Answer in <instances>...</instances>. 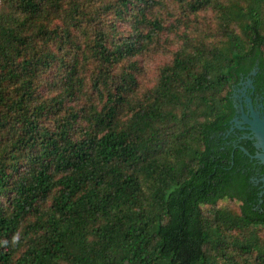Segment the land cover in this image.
Returning a JSON list of instances; mask_svg holds the SVG:
<instances>
[{
	"label": "trees",
	"instance_id": "obj_1",
	"mask_svg": "<svg viewBox=\"0 0 264 264\" xmlns=\"http://www.w3.org/2000/svg\"><path fill=\"white\" fill-rule=\"evenodd\" d=\"M166 1L0 0V264H264V164L231 129L240 82L264 114V0Z\"/></svg>",
	"mask_w": 264,
	"mask_h": 264
},
{
	"label": "rangeland",
	"instance_id": "obj_2",
	"mask_svg": "<svg viewBox=\"0 0 264 264\" xmlns=\"http://www.w3.org/2000/svg\"><path fill=\"white\" fill-rule=\"evenodd\" d=\"M165 4L168 11H173L174 9L176 11L178 10L177 5L171 0H167ZM161 14L165 17V10H162ZM199 20L197 28L198 30L204 31H199L197 34H189L188 37H196V39H199L201 36V38H203L208 35L204 33L209 32L217 25L215 14L212 11L206 12ZM181 30H183V28H181ZM237 33H239V31H237ZM157 38L158 40L155 41L148 50L137 55L135 58L140 68L138 72V81L141 91L146 90L155 84L160 66L170 61L172 53L180 44V39L177 37V34H171L166 31L159 34ZM214 209H228L233 213H237L238 203L230 200H222L217 202L213 207L205 206L204 213L209 214ZM259 234L264 237V229L260 230Z\"/></svg>",
	"mask_w": 264,
	"mask_h": 264
},
{
	"label": "flooded vegetation",
	"instance_id": "obj_3",
	"mask_svg": "<svg viewBox=\"0 0 264 264\" xmlns=\"http://www.w3.org/2000/svg\"><path fill=\"white\" fill-rule=\"evenodd\" d=\"M252 85L248 83V80L244 82H240L238 84V88L235 89V95L234 97L238 99V109H237V116L235 117L236 120L233 123V127H231L232 131L236 127L238 130H241L239 134L235 135L237 136L236 142L232 141L233 144L239 142L242 139L249 138V133L247 131V125L246 120H243V116H247L251 119V108L250 104L246 101V98H250L251 100V106L253 108V111L256 112L260 119H264V114L261 111L262 110V104L260 103L261 97H258V95H254L253 100L251 99V95H253L252 91ZM249 89H251V92H249ZM229 129V132H232Z\"/></svg>",
	"mask_w": 264,
	"mask_h": 264
},
{
	"label": "water",
	"instance_id": "obj_4",
	"mask_svg": "<svg viewBox=\"0 0 264 264\" xmlns=\"http://www.w3.org/2000/svg\"><path fill=\"white\" fill-rule=\"evenodd\" d=\"M254 71H252V74ZM248 83L251 85V81L248 80ZM246 101L250 104L251 108V119L247 116H243V120H246L247 131L250 134V139H254V146L256 148V153L254 155H249L247 151L242 149V151L249 156L251 160H257L259 163L264 164V119H260L258 114L253 111L251 106L250 98H246ZM236 118L233 119V122ZM264 185V176L260 179Z\"/></svg>",
	"mask_w": 264,
	"mask_h": 264
}]
</instances>
